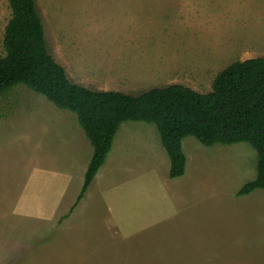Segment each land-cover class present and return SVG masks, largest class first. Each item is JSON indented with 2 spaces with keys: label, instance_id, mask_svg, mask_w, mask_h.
Masks as SVG:
<instances>
[{
  "label": "rangeland",
  "instance_id": "rangeland-1",
  "mask_svg": "<svg viewBox=\"0 0 264 264\" xmlns=\"http://www.w3.org/2000/svg\"><path fill=\"white\" fill-rule=\"evenodd\" d=\"M35 5L50 55L93 90L136 95L178 83L206 93L231 62L264 57V0ZM9 17L0 0V56ZM181 148L184 172L170 178L156 127L122 122L115 168L101 169L105 159L71 209L89 140L74 113L13 86L0 95V264H264V190L235 195L255 177V150L193 136Z\"/></svg>",
  "mask_w": 264,
  "mask_h": 264
},
{
  "label": "trees",
  "instance_id": "trees-1",
  "mask_svg": "<svg viewBox=\"0 0 264 264\" xmlns=\"http://www.w3.org/2000/svg\"><path fill=\"white\" fill-rule=\"evenodd\" d=\"M7 2L10 17L2 37L0 95L23 85L55 107L74 113L92 147L71 209L105 161L120 124L130 120L156 127L169 159L170 178L184 172L181 140L185 136L206 146L246 142L256 153L255 177L244 182L235 195L264 190V57L231 62L215 74L206 93L178 83L136 95L93 90L70 81L48 52L35 0Z\"/></svg>",
  "mask_w": 264,
  "mask_h": 264
},
{
  "label": "crops",
  "instance_id": "crops-1",
  "mask_svg": "<svg viewBox=\"0 0 264 264\" xmlns=\"http://www.w3.org/2000/svg\"><path fill=\"white\" fill-rule=\"evenodd\" d=\"M109 151H111V149H110ZM108 153H109V154H108V157L106 156V158H105V159H106V163H105L104 165L102 164L103 166L101 165L102 167H101V166H100V167H101V169H102L103 167H106V169L108 170V172H111V171H113V168H115V167H114V165H115V160H113L111 157L109 158L110 152H108ZM111 160L114 161V164H113V165L111 164ZM104 162H105V161H104ZM104 162H103V163H104ZM101 169H98L97 174H95V177L92 179L93 182H94V181H97V180L101 177V174H102V173H101Z\"/></svg>",
  "mask_w": 264,
  "mask_h": 264
}]
</instances>
